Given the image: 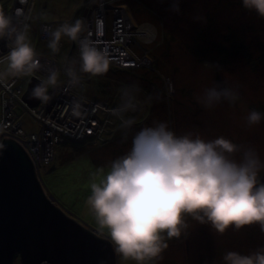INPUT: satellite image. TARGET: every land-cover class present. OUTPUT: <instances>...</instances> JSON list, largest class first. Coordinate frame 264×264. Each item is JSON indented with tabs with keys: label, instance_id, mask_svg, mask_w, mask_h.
I'll return each instance as SVG.
<instances>
[{
	"label": "rangeland",
	"instance_id": "rangeland-1",
	"mask_svg": "<svg viewBox=\"0 0 264 264\" xmlns=\"http://www.w3.org/2000/svg\"><path fill=\"white\" fill-rule=\"evenodd\" d=\"M87 1L89 5L94 3V0H33L30 25L34 29L35 23L41 21L51 24L54 30L76 17V11ZM13 2L0 0V10L9 15ZM170 2L122 0L120 3L136 26L147 23L157 33L153 44H141L149 49L147 55L155 62L153 71L146 68L120 71L110 67L104 76L92 78L80 71L79 54L75 50L70 54L73 42L63 37L60 52L55 54L59 80L67 79L62 68L67 65L64 70L67 73L66 69L71 67L84 85L75 87L73 92L87 101H106L109 109L124 102L126 98L121 90L127 86L138 105L132 110L135 113L123 115L133 116L142 127L160 121L167 122L178 136L192 133L205 140L223 136L240 146L230 159L239 161L242 151L252 147L264 160V19L245 10L241 0H180L179 15L168 11ZM109 8L106 6V10ZM197 16L204 17L207 23L196 21ZM107 26L109 37V20ZM38 46L42 51L47 45L40 42ZM133 49L142 55L137 46ZM38 53L40 58L44 57ZM4 67L6 64H2ZM210 88L232 89L238 99L234 103L222 100L212 108H205L199 101ZM251 111L262 114L259 124L248 125ZM100 117L108 120L98 137L102 143L57 144L55 160L41 170L40 179L48 200L87 229L107 236L98 229L85 201L100 169L106 172L112 161L124 155L131 148L133 137L124 139L129 129L123 130L116 116L101 112ZM23 123L26 132L39 131V125L30 115L23 117ZM261 175L260 183L264 174ZM185 220L188 228L184 235L168 241L163 260L154 264H223L228 251L246 255L264 248V233L258 225L240 232L230 229L219 236L207 223L200 224L191 217ZM117 262L134 264L119 257Z\"/></svg>",
	"mask_w": 264,
	"mask_h": 264
},
{
	"label": "clouds",
	"instance_id": "clouds-1",
	"mask_svg": "<svg viewBox=\"0 0 264 264\" xmlns=\"http://www.w3.org/2000/svg\"><path fill=\"white\" fill-rule=\"evenodd\" d=\"M241 3L245 10L264 19V0H241ZM86 4H89V1L82 4L75 14ZM168 11L181 14L180 0H171ZM74 19L54 30L45 29L49 38L47 44L44 42L47 46L41 51L39 42L36 51L35 43H31L29 24L14 20L12 16L0 10V40H6L9 49L6 55L0 57V64H6V67L0 70V85L6 84L12 78L35 75L42 67L38 58L39 51L45 57H53L58 65L55 54L60 52L63 37L78 44L80 71L92 78L104 76L110 67L132 72L142 69L112 66L107 50L98 48L94 41L83 36L87 30V22ZM195 19L207 23L202 16ZM150 34L154 38L152 42L138 41L142 55L143 50L148 53L149 49L141 44L151 45L157 38L156 31L155 34ZM146 57L150 64L145 68L153 71L152 60L147 54ZM66 67L67 65L62 69L65 70ZM66 71L71 78L70 85L80 83V86L72 88V94L77 96L73 89L83 88L84 85L71 67ZM59 76L58 71L50 70L47 77L40 78L39 83L31 90L30 98L39 101L35 106L40 103L47 105L54 99L53 94L58 90L60 83L69 79L60 81ZM32 79L27 81L25 91L21 95L23 101ZM126 89L127 86L121 90L126 99L121 105L113 108L111 114L121 120L123 129L128 130L136 124V120L125 118L123 114L135 113L133 111L138 104ZM237 99L238 94L232 89L210 88L205 91L199 102L205 108H212L222 100L234 103ZM101 102L107 104L106 101ZM71 109L74 116L81 115V104L78 100L73 101ZM261 119L260 112L251 111L247 116V123L249 126L257 125ZM4 131L5 125L0 122V134ZM96 139L87 137L79 143H62L78 145L90 141L100 142ZM124 139H127L126 131ZM57 144L53 147L54 156L50 163L55 160ZM3 148L4 145L0 144V150ZM238 150L239 145L223 136L214 140H205L192 133L178 136L169 129L167 122H154L153 126H145L133 136L131 148L112 161L106 172L100 169V175L90 184V195L85 203L98 229L110 239L114 254L120 260L134 264H154L163 260V253L169 247L168 241L180 239L188 228L185 217H191L200 224H209L219 236L225 235L230 229L240 232L257 225L264 233V184L259 180L260 175L264 173V160L252 147L242 151L239 161L230 159L229 157ZM32 165L42 185L41 170L48 165L36 167L33 162ZM17 260L20 261L17 258L14 264ZM223 264H264V248L246 255L238 251H228L223 256Z\"/></svg>",
	"mask_w": 264,
	"mask_h": 264
},
{
	"label": "built area",
	"instance_id": "built-area-1",
	"mask_svg": "<svg viewBox=\"0 0 264 264\" xmlns=\"http://www.w3.org/2000/svg\"><path fill=\"white\" fill-rule=\"evenodd\" d=\"M122 0H95L93 5H84L74 17L87 22V30L83 36L88 37L98 48L106 49L112 66L121 68H145L149 67L147 52L143 50L140 56L133 49L136 45L141 49L138 41L150 43L152 35L141 27L133 24L127 9L121 6ZM113 5V3H117ZM32 0H14L9 15L14 20L26 22L30 26L33 44L37 42L48 43V33L45 29L52 30V25L37 21L35 28L30 25V9ZM106 6L110 8L106 10ZM110 21V36H107V21ZM73 21V22H74ZM99 21V27H97ZM133 31V32H131ZM6 40H0V57L9 51ZM74 50L79 54V46L73 42ZM37 51V46L34 47ZM41 69L31 77L12 78L6 84L0 85V122L5 125V131L0 134V143L3 137L13 139L28 153L36 167L48 165L54 156L53 147L63 141L82 142L87 137L97 138L103 133L108 120L103 121L100 113L112 115L114 109H109L105 102L87 101L72 94L74 86L70 85L69 76L62 69V74L69 78L60 83L58 90L53 94L54 99L47 105L38 104L29 107L21 98L29 79L40 80L47 77L50 70H59V66L53 57H38ZM2 64H0V70ZM50 94H52L50 92ZM74 100L81 104V115L72 114L71 105ZM135 108V104H134ZM30 115L39 125L38 132H26L23 129V115ZM96 139V140H97ZM103 142L106 139H102Z\"/></svg>",
	"mask_w": 264,
	"mask_h": 264
},
{
	"label": "water",
	"instance_id": "water-1",
	"mask_svg": "<svg viewBox=\"0 0 264 264\" xmlns=\"http://www.w3.org/2000/svg\"><path fill=\"white\" fill-rule=\"evenodd\" d=\"M32 79L23 99L29 106ZM0 150V264H118L110 239L99 236L46 198L28 153L3 137ZM261 184H264V176Z\"/></svg>",
	"mask_w": 264,
	"mask_h": 264
},
{
	"label": "trees",
	"instance_id": "trees-1",
	"mask_svg": "<svg viewBox=\"0 0 264 264\" xmlns=\"http://www.w3.org/2000/svg\"><path fill=\"white\" fill-rule=\"evenodd\" d=\"M74 51V47H73V45H72V48H71V51H70V54L72 53ZM152 63L154 64L155 62H153L152 61ZM127 117H129V116H125V118H127ZM129 118H134V117H129ZM122 128V127H121ZM141 128H143L142 126H141V124L140 123H138V121H136V124H135V127L133 128H131L133 131L135 130V132L134 133H132V131H131V129H129L127 132L129 133V136H127V137H133ZM123 129V128H122ZM123 130H125V129H123ZM131 135V136H130ZM102 139H103V137H102ZM17 263V262H16ZM18 264H20V261L18 260Z\"/></svg>",
	"mask_w": 264,
	"mask_h": 264
},
{
	"label": "bare ground",
	"instance_id": "bare-ground-1",
	"mask_svg": "<svg viewBox=\"0 0 264 264\" xmlns=\"http://www.w3.org/2000/svg\"><path fill=\"white\" fill-rule=\"evenodd\" d=\"M141 27H144L147 30V32L155 34L154 27L150 26L149 24L142 25ZM132 127L134 128L135 125H133ZM131 131H132V133L135 132V130L133 131L132 129H131ZM118 144H119V142H118Z\"/></svg>",
	"mask_w": 264,
	"mask_h": 264
},
{
	"label": "flooded vegetation",
	"instance_id": "flooded-vegetation-1",
	"mask_svg": "<svg viewBox=\"0 0 264 264\" xmlns=\"http://www.w3.org/2000/svg\"><path fill=\"white\" fill-rule=\"evenodd\" d=\"M120 127H122V126H120ZM263 174H264V173H263ZM263 174H262V175H263ZM262 175H261V176H262ZM259 178H260V177H259Z\"/></svg>",
	"mask_w": 264,
	"mask_h": 264
},
{
	"label": "crops",
	"instance_id": "crops-1",
	"mask_svg": "<svg viewBox=\"0 0 264 264\" xmlns=\"http://www.w3.org/2000/svg\"><path fill=\"white\" fill-rule=\"evenodd\" d=\"M108 141H109V140H108ZM104 144H106V143H104ZM104 144H103V145H104Z\"/></svg>",
	"mask_w": 264,
	"mask_h": 264
}]
</instances>
